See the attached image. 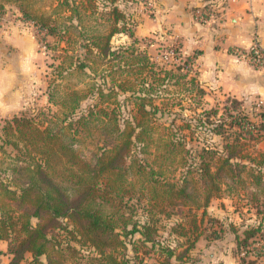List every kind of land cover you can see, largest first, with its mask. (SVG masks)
Masks as SVG:
<instances>
[{"label":"trees","instance_id":"1","mask_svg":"<svg viewBox=\"0 0 264 264\" xmlns=\"http://www.w3.org/2000/svg\"><path fill=\"white\" fill-rule=\"evenodd\" d=\"M6 1L35 22L42 40L53 37L46 43L53 59L46 93L57 107L40 111L39 120L14 114L3 125L0 242L5 240L10 254L6 264H81L67 258V249L77 248L65 235L95 248L101 263L126 264L117 256L125 252L122 235L139 232L143 246L160 244L158 215H170L175 206L202 208L204 214L211 197L223 193L255 208V219L233 226L242 227L234 230L235 253L240 263L263 264L264 150L253 155L245 144L254 140L255 130L264 135V113L259 123L245 114L214 121L206 114L215 110L207 109L197 122H213L210 131L225 139L219 145L190 144L193 131L178 133L183 124L158 121L155 97L168 107L175 98L168 87L181 82L180 88L203 92L189 74L200 49H173L178 61L169 67L150 60L134 42L113 47L111 37L126 24L119 0H0V7ZM120 92L128 93L125 103ZM229 129L234 130L226 133ZM126 195L139 199L142 213ZM190 220L197 227V215ZM192 227L181 225L187 236L182 250L159 245V264L173 257L183 261L198 237L191 238Z\"/></svg>","mask_w":264,"mask_h":264},{"label":"rangeland","instance_id":"2","mask_svg":"<svg viewBox=\"0 0 264 264\" xmlns=\"http://www.w3.org/2000/svg\"><path fill=\"white\" fill-rule=\"evenodd\" d=\"M178 1L180 0H119L120 6L126 11V24L124 27L122 25V31L111 37L110 42L113 47L134 42L139 50L145 51L150 56L153 62L173 67V63L178 61L173 57V49H181L183 39L188 40L185 45L188 48L195 46L191 39L195 36V32L190 31L192 27L190 24H187L186 33L179 34L176 30L180 26L179 15H182L184 10L190 12L189 15H193L196 22L209 26L211 31L218 27L223 18L224 30L228 29L230 32H235L236 28L244 30L246 33H236L235 38L240 44L227 47L228 50L230 49L227 53L239 58L236 60L238 68L233 71L226 69L219 71L214 66V69L204 71L202 67L200 75L202 81H200L199 71L194 66L189 74L199 79L198 84L203 89L200 95L180 88L181 82L168 87L170 89L168 93H172L175 97L168 107L162 105L160 99L155 97V103L158 105L155 115L159 122L166 125H173L172 121L176 125L183 124L184 128L181 126L176 128L178 133L189 135V132L193 131L195 138L190 140V144L219 145L225 138L210 131L211 126L208 125H213V122L208 125L197 122V117H205V110H215L206 114L214 121L221 120L226 114L229 115L228 119L231 115L245 114L256 123L262 119L261 113H264V15L261 20V29L258 31L257 25H253L257 24L255 17L247 13L250 12V8L243 11L240 5L236 6L237 2H247L249 5L251 0H196V2L199 1L197 4H193V0ZM257 2L264 4V0ZM262 10L259 7V14L255 15L257 18L261 16ZM130 30L132 35H129ZM42 35L43 32L33 20L23 18L21 10L15 3L3 2V6L0 7V138L4 132L5 120L14 114L25 113L39 120L42 117L40 111L49 113L57 109L48 101L46 93L51 75L48 64L53 61L46 43L52 42L53 37L47 36V40H42L40 38ZM209 37L210 33L207 31L201 34L203 45L207 44ZM247 39H249L248 45ZM251 47H255L256 51L251 52ZM253 54L255 56L252 57ZM257 54L259 59L254 58ZM109 84L111 82L105 86ZM126 95L128 93H119L118 99L121 103L126 102ZM145 108L150 110L153 116V108L149 105ZM125 114L123 116H127ZM186 123L190 125L186 126ZM231 130L234 129H229L226 133ZM254 133L256 135L254 140L245 144L246 151L253 155L259 150H264V135L258 134L256 130ZM12 138L17 140L18 147H24L22 139L14 136ZM8 147L11 148V146ZM31 151L34 153L33 148ZM125 200L127 203L136 201L137 212H143L138 204L141 203L139 199L128 198L126 195ZM169 209L170 215H158L156 237L160 244L143 246L139 232L122 235L126 247L125 252H118V258H126V264H159L163 257L159 245H177V251L182 250L187 245L185 242L187 236L180 233L184 231L181 230V225L188 229L189 226L192 227L190 217L196 214L197 227H192L191 230V238L193 234H198L194 247L185 252L183 261L173 257L169 264H233L234 257L237 264H245L239 262L235 253L234 230H240L242 227L233 226L234 224L239 226V223L246 222L250 218L255 219V208L248 209L238 197L231 198L223 193L211 197L204 214H202V208L190 211L187 206H175ZM212 218L215 219L210 220ZM214 229L218 231V237H213L212 234L204 236ZM64 239L67 241L69 239V243L77 248V251L67 249L68 259L75 261L78 259L81 264H104L95 259L99 257L95 248L70 239L68 235H65ZM0 249V264H6L10 254L4 251L5 240L0 242ZM29 257L30 253L26 252L25 259Z\"/></svg>","mask_w":264,"mask_h":264},{"label":"crops","instance_id":"3","mask_svg":"<svg viewBox=\"0 0 264 264\" xmlns=\"http://www.w3.org/2000/svg\"><path fill=\"white\" fill-rule=\"evenodd\" d=\"M180 1H178V2H180ZM257 1L251 0L249 2V5L247 4V2H244V3L237 2L236 6L240 5V7L243 11H247V9L250 8V12L248 11L247 13H249L251 15V17H253V16L255 17L254 19L256 20L257 24H253V25H257V27H258L257 30L259 31L261 29V24H262L261 20H262L263 15H264V4H261ZM192 2H193V4L199 3V1L196 2V0H193ZM259 7L262 8L263 10L261 11V16L257 18L255 15L259 14ZM226 10H225V13H227ZM189 13L184 10L182 12V15H179V17H180L179 25L180 26L176 30L178 31L179 34L186 33L188 30L187 24H190L192 26L190 28V31L193 30L195 32V36L193 38H191L193 41V45H195V46L188 48L187 46H185L187 44L186 42L188 40L183 39L182 40L183 45L181 46V50L185 53L192 52L194 49H200L201 50L200 54H198V56L196 57V67L199 71V73H198L199 79H200V75L202 74V72H201L202 67H203L204 71L214 69L213 68L214 66H215V69L219 70V71H222L221 69H224V70L226 69L227 71H233V69L238 68L239 65H238V63H236V60H239V58H237V56L231 55V53H227V52H230V49L228 50L229 46L240 44L239 42H237V39L235 38L237 36L236 33H243V32L246 33V32L244 30H238V28H236L237 30H235V32H230L228 29L224 30L223 29L224 28L223 26H225L224 25L225 24L224 18H223V20H221L218 27L216 26L215 29L213 31H211L209 26H205V25H202V24L196 22L193 15H191V14L189 15ZM182 16H183V18H182ZM230 18L231 19L233 18L232 15H230ZM182 21H183V23H182ZM253 25H251V26H253ZM206 31H207V33H210V37H209V40L206 42L207 44L203 45L202 39L200 38V36L203 32H206ZM224 33H225V35H224ZM223 43H225L227 45H225ZM246 43L248 45L249 39H247ZM16 44H17V40H16ZM182 47H184V48H182ZM200 81H202V80L200 79ZM261 261L264 264V255L261 257ZM232 263L237 264L235 257H234V261H232Z\"/></svg>","mask_w":264,"mask_h":264},{"label":"built area","instance_id":"4","mask_svg":"<svg viewBox=\"0 0 264 264\" xmlns=\"http://www.w3.org/2000/svg\"><path fill=\"white\" fill-rule=\"evenodd\" d=\"M255 49H256L255 47H251V52L256 51ZM251 56L253 57V56H255V54H253V55H251ZM258 57H259V55L257 54V56L254 57V58L259 59ZM254 58H253V59H254Z\"/></svg>","mask_w":264,"mask_h":264}]
</instances>
